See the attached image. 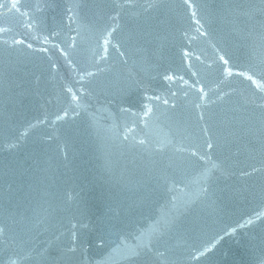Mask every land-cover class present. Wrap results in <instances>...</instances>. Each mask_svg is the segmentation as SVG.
<instances>
[{
    "label": "water",
    "instance_id": "water-1",
    "mask_svg": "<svg viewBox=\"0 0 264 264\" xmlns=\"http://www.w3.org/2000/svg\"><path fill=\"white\" fill-rule=\"evenodd\" d=\"M0 264H264V0H0Z\"/></svg>",
    "mask_w": 264,
    "mask_h": 264
}]
</instances>
